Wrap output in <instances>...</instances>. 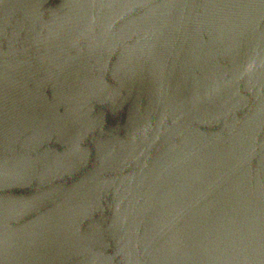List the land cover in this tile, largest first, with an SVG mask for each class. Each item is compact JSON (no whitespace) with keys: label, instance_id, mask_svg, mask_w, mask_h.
Returning a JSON list of instances; mask_svg holds the SVG:
<instances>
[{"label":"water","instance_id":"95a60500","mask_svg":"<svg viewBox=\"0 0 264 264\" xmlns=\"http://www.w3.org/2000/svg\"><path fill=\"white\" fill-rule=\"evenodd\" d=\"M0 264H264V0H0Z\"/></svg>","mask_w":264,"mask_h":264}]
</instances>
